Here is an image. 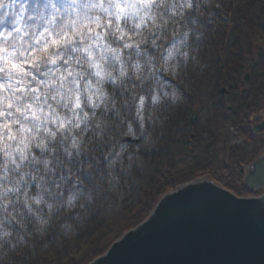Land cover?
Segmentation results:
<instances>
[{
  "label": "clouds",
  "instance_id": "clouds-1",
  "mask_svg": "<svg viewBox=\"0 0 264 264\" xmlns=\"http://www.w3.org/2000/svg\"><path fill=\"white\" fill-rule=\"evenodd\" d=\"M238 4L0 0V264H31L137 183Z\"/></svg>",
  "mask_w": 264,
  "mask_h": 264
},
{
  "label": "trees",
  "instance_id": "trees-1",
  "mask_svg": "<svg viewBox=\"0 0 264 264\" xmlns=\"http://www.w3.org/2000/svg\"><path fill=\"white\" fill-rule=\"evenodd\" d=\"M264 0H239L232 17L222 22L204 42V70L193 76L184 90V104L173 111L170 126L158 146L145 155L146 165L137 183L113 204L94 212L84 227L68 236L54 230L46 238L48 247L31 264H88L102 255L128 229L145 219L167 190L209 175L241 196L253 193L243 182L242 166L262 148L253 143H234L229 139L233 126L244 129L243 115L248 108L229 109L221 88L237 77L241 67L229 64L235 55L249 52L264 34ZM227 64V65H226ZM258 96L264 104V84ZM214 100L219 105H212ZM244 105V104H243ZM203 116L190 122L195 110ZM195 138H194V137ZM130 139V138H129Z\"/></svg>",
  "mask_w": 264,
  "mask_h": 264
},
{
  "label": "water",
  "instance_id": "water-1",
  "mask_svg": "<svg viewBox=\"0 0 264 264\" xmlns=\"http://www.w3.org/2000/svg\"><path fill=\"white\" fill-rule=\"evenodd\" d=\"M262 157L242 168L260 194L238 196L209 175L179 184L88 264H264Z\"/></svg>",
  "mask_w": 264,
  "mask_h": 264
},
{
  "label": "flooded vegetation",
  "instance_id": "flooded-vegetation-1",
  "mask_svg": "<svg viewBox=\"0 0 264 264\" xmlns=\"http://www.w3.org/2000/svg\"><path fill=\"white\" fill-rule=\"evenodd\" d=\"M251 32L254 34H264V30L249 31V33ZM257 40L260 44L257 46L254 44L250 48L251 50L243 55L236 54L235 59L229 63L231 66L233 65V67H241L242 70L237 73V77L234 78L232 86L227 85V91L223 92L226 95H231L226 98V101L230 103L227 105L229 109L234 105L238 110L241 109L242 106L248 108V111L243 116L245 118L244 130L249 133L247 139L249 145L254 144V139L261 140L264 138V104L260 103L262 100H259V97L261 96L257 94L259 83L264 84V37ZM253 69H255V71ZM262 93L263 92L260 94L263 99L264 95ZM212 105L214 107L215 105H219V101L214 100ZM195 112H197V115L191 123L197 122V119L204 114L203 109H198L193 112L192 117ZM233 128L240 129L238 126H233L232 129ZM255 144L258 145V147H264L263 140L260 142L257 141Z\"/></svg>",
  "mask_w": 264,
  "mask_h": 264
},
{
  "label": "rangeland",
  "instance_id": "rangeland-1",
  "mask_svg": "<svg viewBox=\"0 0 264 264\" xmlns=\"http://www.w3.org/2000/svg\"><path fill=\"white\" fill-rule=\"evenodd\" d=\"M254 44H256L255 46H257L258 44H260V42H256ZM253 70L255 71V69H253ZM229 132H230L229 133V139L232 142H234V143H246L247 142L249 133L246 130H244V129H236V128L234 129L233 128V129H230Z\"/></svg>",
  "mask_w": 264,
  "mask_h": 264
},
{
  "label": "bare ground",
  "instance_id": "bare-ground-1",
  "mask_svg": "<svg viewBox=\"0 0 264 264\" xmlns=\"http://www.w3.org/2000/svg\"><path fill=\"white\" fill-rule=\"evenodd\" d=\"M230 63V62H229ZM227 65V64H226ZM234 76L232 75V77H231V83H233V81H234ZM228 85V84H227ZM227 98V97H226Z\"/></svg>",
  "mask_w": 264,
  "mask_h": 264
},
{
  "label": "snow or ice",
  "instance_id": "snow-or-ice-1",
  "mask_svg": "<svg viewBox=\"0 0 264 264\" xmlns=\"http://www.w3.org/2000/svg\"><path fill=\"white\" fill-rule=\"evenodd\" d=\"M13 67H16V65H13Z\"/></svg>",
  "mask_w": 264,
  "mask_h": 264
}]
</instances>
